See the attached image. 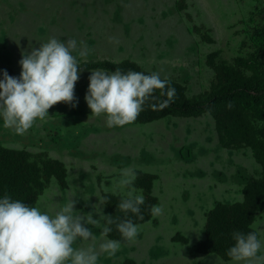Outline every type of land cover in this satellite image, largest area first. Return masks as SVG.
I'll return each instance as SVG.
<instances>
[{
    "label": "rangeland",
    "instance_id": "obj_1",
    "mask_svg": "<svg viewBox=\"0 0 264 264\" xmlns=\"http://www.w3.org/2000/svg\"><path fill=\"white\" fill-rule=\"evenodd\" d=\"M51 37L85 41L92 49L87 61L128 60L158 72L192 98L210 89L215 67L249 76L238 59L252 55L264 69V0H0V73L19 75L22 56ZM91 72L79 73L75 107L57 102L23 135L0 120V147L25 151L37 164L58 161L66 170V188L51 178L36 205L55 214L75 196L81 215L91 212L101 221L90 225L96 239L76 246L99 250L106 215L101 197L122 198L108 190L122 169L135 167L154 176L151 195L164 213L140 224L138 238L115 257L102 254L100 264H235L195 247L205 239L214 205L240 203L243 187L262 177L257 157H264L263 124L250 119L258 129L253 143L237 149L219 145L208 114L109 128L84 98ZM250 228L264 239V210L255 213Z\"/></svg>",
    "mask_w": 264,
    "mask_h": 264
},
{
    "label": "clouds",
    "instance_id": "obj_2",
    "mask_svg": "<svg viewBox=\"0 0 264 264\" xmlns=\"http://www.w3.org/2000/svg\"><path fill=\"white\" fill-rule=\"evenodd\" d=\"M92 49L85 41L70 37L62 40L51 37L39 47L26 52L19 61V76L3 70L0 75V120L3 127L23 135L37 122L48 118L49 108L57 102L75 107V83L82 70L81 61H87ZM159 90V93H157ZM87 105L94 116H104L109 128L134 123L148 105L153 110L169 107L176 98V88L170 79H162L158 72L146 73L121 68H95L89 76L85 94ZM233 102L229 101L228 108ZM138 171L126 167L113 180L109 192H122L118 204L125 218L104 215L100 235L104 241L86 248L77 242L96 239L90 225H100V219L91 212L81 215L77 200L69 198L55 214L38 205L24 203L4 191L0 194V264H100L101 255L115 257L126 243L134 242L141 231L136 219L143 220L142 206L146 198L143 189L136 187ZM110 195L101 197L108 203ZM153 217L164 209L159 204L150 208ZM103 215V214H102ZM115 224L120 237L111 238ZM233 244L227 255L235 264H264V239L256 230H235Z\"/></svg>",
    "mask_w": 264,
    "mask_h": 264
},
{
    "label": "trees",
    "instance_id": "obj_3",
    "mask_svg": "<svg viewBox=\"0 0 264 264\" xmlns=\"http://www.w3.org/2000/svg\"><path fill=\"white\" fill-rule=\"evenodd\" d=\"M238 63L250 72L249 76L223 65L215 67V82L210 89L192 98L185 96L183 86L171 81V85L176 88L175 101L169 107L159 111L145 105L135 122L146 124L167 116L197 118L208 114L214 121L219 145L224 149H237L245 144L253 143L251 137L255 128L250 125V119L256 118L263 124L259 129V135L264 138V69H261L262 65L252 55L246 59H238ZM81 64L80 73L92 71L98 67L113 71L117 67L124 71L129 69L142 71L135 63L128 60L119 63L109 60L85 61ZM8 73L14 75L11 72ZM158 93L159 90L156 94ZM229 101L233 102L232 108L227 107ZM257 160L262 168V177L243 187V200L240 203L214 205L206 216L205 239L196 245V253L215 254L223 261H229L231 258L227 255V249L234 242L233 231H252L250 225L255 213L264 210V157L258 155ZM65 177L66 170L58 161H39L37 164L29 161V155L25 151L6 150L0 147V194L8 191L14 198L21 199L24 203L36 205L37 197L42 194L51 178L56 180L61 189H65ZM153 179L154 176L150 174L139 173L138 175L136 187L143 189L146 198L142 206L144 218L139 220L134 214L129 213L138 224H143L152 217L150 208L156 203L151 195ZM110 196L108 203H104L106 215L125 218L124 212L118 207L121 198ZM112 227L113 232L109 236L121 238L115 224Z\"/></svg>",
    "mask_w": 264,
    "mask_h": 264
}]
</instances>
